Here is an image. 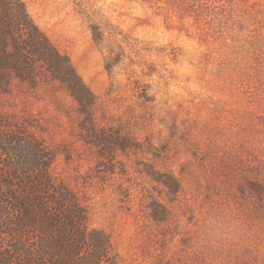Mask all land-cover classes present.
Returning <instances> with one entry per match:
<instances>
[{
  "label": "rangeland",
  "instance_id": "1",
  "mask_svg": "<svg viewBox=\"0 0 264 264\" xmlns=\"http://www.w3.org/2000/svg\"><path fill=\"white\" fill-rule=\"evenodd\" d=\"M22 1L128 140L88 145L55 84L1 96L108 238L104 264H264V0Z\"/></svg>",
  "mask_w": 264,
  "mask_h": 264
},
{
  "label": "trees",
  "instance_id": "2",
  "mask_svg": "<svg viewBox=\"0 0 264 264\" xmlns=\"http://www.w3.org/2000/svg\"><path fill=\"white\" fill-rule=\"evenodd\" d=\"M43 83L72 98L88 145L105 153L118 143L126 148L128 140L98 122L97 96L25 3L0 0V99L16 84L36 89ZM54 161L39 139L0 115V264H104L109 258L108 238L89 227L86 209L55 182Z\"/></svg>",
  "mask_w": 264,
  "mask_h": 264
}]
</instances>
